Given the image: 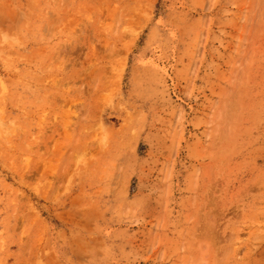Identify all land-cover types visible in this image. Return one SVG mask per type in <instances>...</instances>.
Instances as JSON below:
<instances>
[{
  "label": "rangeland",
  "instance_id": "obj_1",
  "mask_svg": "<svg viewBox=\"0 0 264 264\" xmlns=\"http://www.w3.org/2000/svg\"><path fill=\"white\" fill-rule=\"evenodd\" d=\"M0 264H264V0H0Z\"/></svg>",
  "mask_w": 264,
  "mask_h": 264
}]
</instances>
